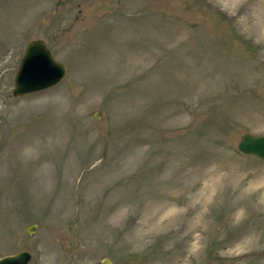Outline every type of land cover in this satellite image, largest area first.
Instances as JSON below:
<instances>
[{
  "label": "rangeland",
  "instance_id": "obj_1",
  "mask_svg": "<svg viewBox=\"0 0 264 264\" xmlns=\"http://www.w3.org/2000/svg\"><path fill=\"white\" fill-rule=\"evenodd\" d=\"M37 37L65 73L13 96ZM245 131L264 133V0H0V255L264 264Z\"/></svg>",
  "mask_w": 264,
  "mask_h": 264
},
{
  "label": "water",
  "instance_id": "obj_2",
  "mask_svg": "<svg viewBox=\"0 0 264 264\" xmlns=\"http://www.w3.org/2000/svg\"><path fill=\"white\" fill-rule=\"evenodd\" d=\"M65 69L63 62L52 55L42 38L28 39L24 43L23 51L12 76L11 95L20 96L47 88L61 79ZM236 147L243 153L264 158V133L245 131L237 140ZM34 225V223H29L26 231L32 232ZM30 256L29 250L19 248L11 253L0 255V264H32ZM104 259L108 260V258ZM103 262L107 261L103 260Z\"/></svg>",
  "mask_w": 264,
  "mask_h": 264
}]
</instances>
